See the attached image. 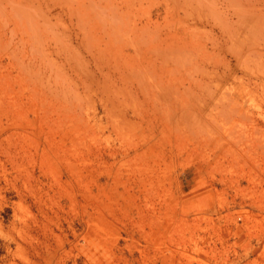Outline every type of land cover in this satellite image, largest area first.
<instances>
[{"label":"rangeland","instance_id":"1","mask_svg":"<svg viewBox=\"0 0 264 264\" xmlns=\"http://www.w3.org/2000/svg\"><path fill=\"white\" fill-rule=\"evenodd\" d=\"M0 0V264H264V3Z\"/></svg>","mask_w":264,"mask_h":264},{"label":"bare ground","instance_id":"2","mask_svg":"<svg viewBox=\"0 0 264 264\" xmlns=\"http://www.w3.org/2000/svg\"><path fill=\"white\" fill-rule=\"evenodd\" d=\"M236 1H239V0H226L225 2L226 3H233V2H236ZM251 4L252 3H259V4H263L264 3V0H251Z\"/></svg>","mask_w":264,"mask_h":264}]
</instances>
